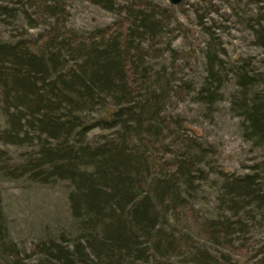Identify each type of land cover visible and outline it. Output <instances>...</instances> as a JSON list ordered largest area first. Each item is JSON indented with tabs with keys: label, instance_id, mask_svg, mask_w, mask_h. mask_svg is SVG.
Listing matches in <instances>:
<instances>
[{
	"label": "trees",
	"instance_id": "16d2710c",
	"mask_svg": "<svg viewBox=\"0 0 264 264\" xmlns=\"http://www.w3.org/2000/svg\"><path fill=\"white\" fill-rule=\"evenodd\" d=\"M87 1L118 18L79 34L65 26L63 0H24L27 20L34 13L49 24L33 38L0 41V143L32 148L18 162L0 148V174L64 182L74 225L68 236L18 247L0 206V264H264V255L251 252L240 214L252 208L264 219L257 173L219 172L229 215L202 216L191 207L193 182L205 177L202 149L163 114L170 97L188 92L170 48L172 8ZM12 10L0 5V16ZM252 22L253 44L264 51V11ZM164 51L169 70H153L149 59ZM205 60L196 99L209 107L222 83L221 61L209 51ZM249 66L233 67L238 98L231 103L245 137L264 146V78ZM94 129L102 133L88 138ZM255 167L264 170V162Z\"/></svg>",
	"mask_w": 264,
	"mask_h": 264
},
{
	"label": "rangeland",
	"instance_id": "374dc122",
	"mask_svg": "<svg viewBox=\"0 0 264 264\" xmlns=\"http://www.w3.org/2000/svg\"><path fill=\"white\" fill-rule=\"evenodd\" d=\"M132 1L142 0H117V3ZM146 1L172 8L175 17L169 23L173 36L170 48L177 56L178 76L188 84V92L181 99L170 97L163 114L169 119L179 120L184 126L183 133L202 149L200 167L205 177L193 182L189 195L191 207L202 216L229 215L219 200V172L235 176L257 173L264 181V170L255 167L264 162V146H255L245 137L242 118L231 103L234 96L238 98L233 75L235 65L246 60L249 67L264 78V51L253 44L249 27L252 19L264 11V0H181L175 5L168 0ZM63 2L65 26L79 34L111 25L118 18L115 12L106 11L87 0ZM0 5L13 9L11 16H0V41L33 38L50 22V19L44 23L36 20L34 13L30 14L31 21L27 20L22 13L26 8L24 0H0ZM206 51L221 61L219 77L222 83L209 107L196 99V90L206 74ZM170 59L169 52L164 51L159 57L149 59V64L153 70H159L161 66L169 70ZM96 116L97 112L87 117ZM2 123L0 115V126ZM100 133L102 131L94 129L88 138ZM0 148L6 151L10 162H18L32 149L1 143ZM66 191V184L62 181L41 184L27 177L12 179L0 174V206L8 234L18 247L27 248L29 243L44 237L74 233L73 220L67 210ZM240 214L245 222L243 235L249 238L251 252L257 250L264 255V219L254 214L252 208ZM240 235L241 231L235 234L236 237Z\"/></svg>",
	"mask_w": 264,
	"mask_h": 264
},
{
	"label": "water",
	"instance_id": "95a60500",
	"mask_svg": "<svg viewBox=\"0 0 264 264\" xmlns=\"http://www.w3.org/2000/svg\"><path fill=\"white\" fill-rule=\"evenodd\" d=\"M181 0H168L171 5L178 4Z\"/></svg>",
	"mask_w": 264,
	"mask_h": 264
}]
</instances>
